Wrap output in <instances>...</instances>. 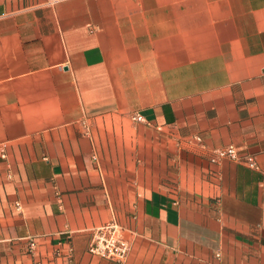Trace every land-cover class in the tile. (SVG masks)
<instances>
[{
	"label": "crops",
	"instance_id": "crops-1",
	"mask_svg": "<svg viewBox=\"0 0 264 264\" xmlns=\"http://www.w3.org/2000/svg\"><path fill=\"white\" fill-rule=\"evenodd\" d=\"M0 264H264V0H0Z\"/></svg>",
	"mask_w": 264,
	"mask_h": 264
},
{
	"label": "built area",
	"instance_id": "built-area-1",
	"mask_svg": "<svg viewBox=\"0 0 264 264\" xmlns=\"http://www.w3.org/2000/svg\"><path fill=\"white\" fill-rule=\"evenodd\" d=\"M55 1L57 0H49L51 3ZM131 119L136 122L144 121L143 116L140 114H133ZM195 140L201 147H204L201 145V139L199 137H196ZM211 152L218 159L228 158L251 169L257 170L259 168L254 156L250 154H240L233 145L214 148ZM2 156L4 157V155ZM17 206L19 207V204ZM91 233L92 238L88 246V251L91 254L117 262H123L126 259L130 250V243L123 229L117 222L111 220L96 226L91 230ZM30 247L33 249V241H31ZM219 256L220 254L217 253L216 257L218 258Z\"/></svg>",
	"mask_w": 264,
	"mask_h": 264
}]
</instances>
